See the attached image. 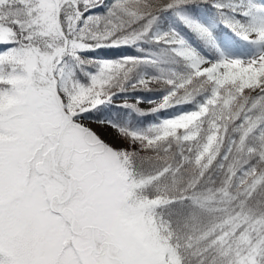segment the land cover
Instances as JSON below:
<instances>
[{
	"label": "snow or ice",
	"instance_id": "6c2138e0",
	"mask_svg": "<svg viewBox=\"0 0 264 264\" xmlns=\"http://www.w3.org/2000/svg\"><path fill=\"white\" fill-rule=\"evenodd\" d=\"M0 264H264V0H0Z\"/></svg>",
	"mask_w": 264,
	"mask_h": 264
},
{
	"label": "rangeland",
	"instance_id": "374dc122",
	"mask_svg": "<svg viewBox=\"0 0 264 264\" xmlns=\"http://www.w3.org/2000/svg\"><path fill=\"white\" fill-rule=\"evenodd\" d=\"M145 107L147 106V105H144Z\"/></svg>",
	"mask_w": 264,
	"mask_h": 264
}]
</instances>
